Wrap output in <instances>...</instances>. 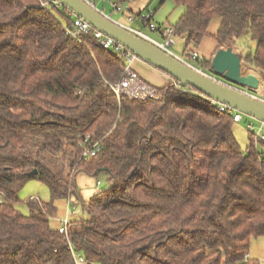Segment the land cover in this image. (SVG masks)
Instances as JSON below:
<instances>
[{
    "label": "trees",
    "instance_id": "trees-1",
    "mask_svg": "<svg viewBox=\"0 0 264 264\" xmlns=\"http://www.w3.org/2000/svg\"><path fill=\"white\" fill-rule=\"evenodd\" d=\"M174 1L184 11L173 33L195 67L211 72V59L192 53L218 17V47L249 37L244 73L264 78V0ZM54 10L71 23L67 8ZM125 64L92 33L72 40L40 0H0V264H76L73 253L86 264H259L248 253L251 238L264 236V153L255 146L264 140L248 130L242 149L233 112L190 86L118 100L108 83ZM86 135L102 145L88 160ZM78 173L111 184L60 233L53 201L78 199ZM32 179L50 201L31 198L22 214L17 192Z\"/></svg>",
    "mask_w": 264,
    "mask_h": 264
},
{
    "label": "water",
    "instance_id": "water-1",
    "mask_svg": "<svg viewBox=\"0 0 264 264\" xmlns=\"http://www.w3.org/2000/svg\"><path fill=\"white\" fill-rule=\"evenodd\" d=\"M70 13L92 28L115 40L137 59L167 74L182 86H190L210 100L264 123V99L258 93L260 82L244 73L243 60L232 48H220L211 59V74L183 62L132 33L87 0H58ZM32 170L30 174H36Z\"/></svg>",
    "mask_w": 264,
    "mask_h": 264
},
{
    "label": "rangeland",
    "instance_id": "rangeland-1",
    "mask_svg": "<svg viewBox=\"0 0 264 264\" xmlns=\"http://www.w3.org/2000/svg\"><path fill=\"white\" fill-rule=\"evenodd\" d=\"M94 3V6L103 10L106 15H108L114 21H125V14L117 12L114 10V4L119 5L122 8L128 9L127 12L132 16L133 20L128 23L129 27L134 30H139L143 34L149 36L153 40L158 42H163V38L157 31H151L148 25L144 24L143 17L151 14V23L155 26L162 25V27L173 25L179 16L184 11L182 5L176 4L174 0H89ZM51 11L57 16V18L66 23L62 16L51 8ZM140 11L139 15L137 14ZM174 43L169 47L170 51L177 57H184V41L179 37H174ZM239 47V48H238ZM255 43L245 36L239 38L237 45L233 49H237L238 53H244L248 51H253ZM191 65L195 66L196 63L191 59L184 57ZM141 61V60H140ZM244 67V66H243ZM245 71V68L243 69ZM251 70V69H248ZM255 79L260 82L258 93L261 94L264 90L263 79L255 71L253 75ZM153 81V80H152ZM155 82V81H153ZM252 124L254 132L258 133L261 129L264 134V123L245 116L241 121L235 122L232 127V132L242 149H245L248 141V125ZM255 146L259 152L264 153V143L259 140H255ZM67 172L69 168L67 167ZM98 182V185H97ZM110 181L107 175L99 174L98 176L87 175L84 173H78L75 177V191L79 196L78 199L75 193L71 196L70 201L67 198H59L53 201L56 208V215L52 220V225L58 226L60 221L64 220L67 216L71 217L73 214L75 216L83 215L86 217L85 211L82 209L84 202L93 196L96 192L100 190H105L110 187ZM31 198L40 199L42 202L50 201V192L47 185L42 183L37 179H32L26 182L17 192L18 202L16 203V208L22 213H28L27 201ZM249 253H252V258L259 261V264H264V236L252 237L249 243ZM86 264V263H82ZM91 264H101L100 262H92Z\"/></svg>",
    "mask_w": 264,
    "mask_h": 264
},
{
    "label": "built area",
    "instance_id": "built-area-1",
    "mask_svg": "<svg viewBox=\"0 0 264 264\" xmlns=\"http://www.w3.org/2000/svg\"><path fill=\"white\" fill-rule=\"evenodd\" d=\"M87 2L94 6V3L92 1H87ZM40 5L47 10L51 9V8L52 9H58L62 6L58 0H40ZM114 10L117 12H120L122 14H125V16H126V17H124L125 21H115V22H117L121 26L125 27L126 29H128L132 33H134V34L148 40L149 42L153 43L156 47L160 48L161 50H163L169 54L174 55L169 49V47L171 45H173V43H174L173 38L175 36L173 33L172 26L162 27L161 31H158L157 30L158 26H155V24L150 22L151 18H152L151 14L142 18L144 24L148 25V27L151 31H157L160 33V35L163 38V42H158L156 40H153L149 36L143 34L141 31L134 30V29H131L129 27L130 25H128V23L131 22L133 20V18L127 12L128 9L122 8L119 5L114 4ZM100 11L102 13H104L103 10H100ZM64 28H65L66 34L72 40H74L77 43H83V36L87 33H92L93 36L99 40L100 45L103 48H110L116 52H119V51L122 52V54L125 57V61H126V64L122 68V73H123L122 77L116 83H113V84L108 83V86L111 88V90L113 91L115 96L118 98V100L123 96H126V97L131 98V99H145V98H151V97L155 96V90H154L153 85H151L148 82H146L145 80H143L138 75V73L132 68V63L137 59L136 56L133 55L132 53H130L122 45L117 43L115 40L109 38L108 36L102 34L101 32L95 30L87 22H85L84 20H82L81 18L76 17V16L73 17L70 24L64 23ZM192 55L194 58L198 57V54L195 51L192 53ZM175 57H177V56H175ZM177 58H179L180 60H182L185 63L190 64L184 57H177ZM173 84L178 88H180L182 86L179 83H177L176 81H173ZM251 94L253 96L260 97L259 94L258 95L254 94V93H251ZM212 102H213V104L217 110L231 111V112H233V120L236 122L241 121L242 114L239 113L238 111H235V110H233V109H231V108H229L226 105H223L221 103H217L214 101H212ZM247 127H248V130L254 132V128H253L252 124H249ZM261 132H262V130L260 129L258 131V133H255V135L259 136L261 139L264 140V134ZM81 146L84 148L82 155H81L82 158L84 160L91 159L101 150V148H102L101 139H97V140L92 141L91 135H86L83 138ZM97 185H98V182H97ZM2 198H3V193L0 192V203H2V201H3ZM68 221H69V216H67L64 220L60 221V223L58 225V231L60 233L67 234ZM73 256L75 258L76 264L85 263L84 258L81 254L73 253Z\"/></svg>",
    "mask_w": 264,
    "mask_h": 264
},
{
    "label": "crops",
    "instance_id": "crops-1",
    "mask_svg": "<svg viewBox=\"0 0 264 264\" xmlns=\"http://www.w3.org/2000/svg\"><path fill=\"white\" fill-rule=\"evenodd\" d=\"M87 1H89V0H87ZM139 13H140V11H138L137 14L139 15ZM220 23H221V19L218 17L213 18L209 22L208 27H207L208 36H205L201 40L200 44L196 48H193V50L198 54L199 57H202L205 59H212V57L214 56L216 51L220 48H223V47H218V43L213 37L216 34V32L220 26ZM174 37H179L183 40V37H181V36H174ZM232 50H234L238 53L237 49H232ZM243 66H244V64H243ZM132 68L138 73V75L143 80H145L149 84L156 86V87H163L169 83H173V81H174L167 74L157 70L156 68L148 65L147 63H145L143 61H140V59H136L132 63ZM198 69H200V68H198ZM203 72L212 75L211 72H207V71H203ZM262 79H263V84H264V78L262 77ZM152 80L155 82H153ZM259 96H260V98L264 99V97L261 96L260 93H259ZM248 254L250 257H252V253H248Z\"/></svg>",
    "mask_w": 264,
    "mask_h": 264
}]
</instances>
